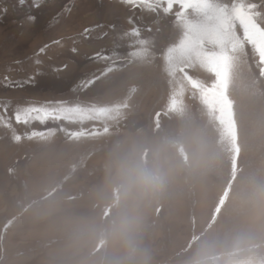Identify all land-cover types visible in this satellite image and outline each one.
<instances>
[{"label": "rangeland", "instance_id": "rangeland-1", "mask_svg": "<svg viewBox=\"0 0 264 264\" xmlns=\"http://www.w3.org/2000/svg\"><path fill=\"white\" fill-rule=\"evenodd\" d=\"M39 4L0 0V264H264L258 54L232 53L217 83L170 59L174 17ZM129 16L150 45L123 35ZM61 103L62 119L15 121Z\"/></svg>", "mask_w": 264, "mask_h": 264}, {"label": "snow or ice", "instance_id": "snow-or-ice-1", "mask_svg": "<svg viewBox=\"0 0 264 264\" xmlns=\"http://www.w3.org/2000/svg\"><path fill=\"white\" fill-rule=\"evenodd\" d=\"M32 2L33 7H40L39 0ZM20 3L23 4L24 0H20ZM121 3L133 11L159 13L161 18L174 17L173 25L178 38L175 46L167 49L170 59L198 61L217 76V83L222 79V70H226L231 54L238 49L250 46L264 63V0H121ZM28 19L34 21L35 17L30 16ZM136 20L135 16H129L127 23L130 27L123 35L135 38L131 42L132 47L150 45L149 39L142 38V28ZM144 30L151 33L153 28L145 26ZM85 31L87 33L89 30ZM206 46H214L216 50L209 51ZM93 58L110 59L101 53H95ZM88 83L84 81L81 86H87ZM70 110L71 107L63 103L22 107L15 111V121L25 124L30 121L45 123L49 119L64 118ZM32 135L37 133L33 132ZM16 139L19 140L20 136L17 135Z\"/></svg>", "mask_w": 264, "mask_h": 264}, {"label": "bare ground", "instance_id": "bare-ground-1", "mask_svg": "<svg viewBox=\"0 0 264 264\" xmlns=\"http://www.w3.org/2000/svg\"><path fill=\"white\" fill-rule=\"evenodd\" d=\"M159 84V83H158Z\"/></svg>", "mask_w": 264, "mask_h": 264}]
</instances>
